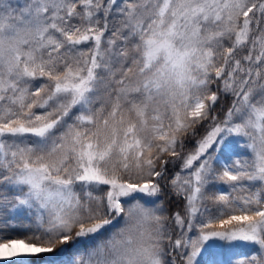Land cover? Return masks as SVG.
<instances>
[{
  "label": "snow or ice",
  "instance_id": "obj_1",
  "mask_svg": "<svg viewBox=\"0 0 264 264\" xmlns=\"http://www.w3.org/2000/svg\"><path fill=\"white\" fill-rule=\"evenodd\" d=\"M213 243L264 264V0H0V264Z\"/></svg>",
  "mask_w": 264,
  "mask_h": 264
},
{
  "label": "rangeland",
  "instance_id": "obj_2",
  "mask_svg": "<svg viewBox=\"0 0 264 264\" xmlns=\"http://www.w3.org/2000/svg\"><path fill=\"white\" fill-rule=\"evenodd\" d=\"M13 4H23L24 0H12ZM180 165L175 168L174 171H179ZM247 183V182H245ZM221 188H223V185H220ZM209 207H212L208 201H207ZM216 227H219L218 225ZM98 237H94L91 239H85L81 243L82 248H88L90 245H95L97 243ZM210 252L214 255V258L216 260V264H233L234 260L237 257L247 255V254H255L256 249L255 246L251 244L246 243H239L234 244L232 247H225L223 243H213L208 246ZM69 251H72L71 246H69ZM230 252L227 254V252ZM52 254H40V258L37 261V264H45L46 260L51 258ZM209 253L205 252L203 256L200 258V264H206V260Z\"/></svg>",
  "mask_w": 264,
  "mask_h": 264
},
{
  "label": "trees",
  "instance_id": "obj_3",
  "mask_svg": "<svg viewBox=\"0 0 264 264\" xmlns=\"http://www.w3.org/2000/svg\"><path fill=\"white\" fill-rule=\"evenodd\" d=\"M222 103L224 104L225 109H226L228 106H230L231 101H230V99H226V100H224ZM191 146H192V145L190 144L189 147H191ZM178 166H179V163H177V165H176L175 168H177ZM172 170H175V169H172ZM208 202H210V204H212L213 207H215V205L213 204V202H212L211 200H209ZM183 203H184L183 201H179V202H175V201H174L173 204H172V208L182 210Z\"/></svg>",
  "mask_w": 264,
  "mask_h": 264
}]
</instances>
